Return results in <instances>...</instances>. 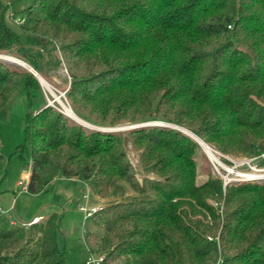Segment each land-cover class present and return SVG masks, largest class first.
Returning <instances> with one entry per match:
<instances>
[{"label":"trees","instance_id":"obj_1","mask_svg":"<svg viewBox=\"0 0 264 264\" xmlns=\"http://www.w3.org/2000/svg\"><path fill=\"white\" fill-rule=\"evenodd\" d=\"M19 1L0 0V54L37 71L38 47L56 44L81 121H163L264 167V0H29L21 33L5 20ZM20 87L23 138L0 153V182L13 158L31 164V194L57 176L80 177L99 196L122 194V181L135 191L84 218L98 264H264V182L223 185L209 171L197 185L199 146L173 127L102 132L52 106L34 111L38 80L0 60V108ZM128 143L156 178L138 184ZM58 226L56 212L27 228L0 214V264H68Z\"/></svg>","mask_w":264,"mask_h":264},{"label":"rangeland","instance_id":"obj_2","mask_svg":"<svg viewBox=\"0 0 264 264\" xmlns=\"http://www.w3.org/2000/svg\"><path fill=\"white\" fill-rule=\"evenodd\" d=\"M28 2L29 0H22L18 3H14L9 9L8 16L5 17L7 25L19 33L22 32L19 28L20 25H22L21 10L28 4ZM34 48H36V46H34ZM38 49L39 55L36 57V69L46 78L45 81H47L49 85L45 86L38 81L40 85L39 91H30L31 94H33L31 99V109L35 111L43 106V104L45 105L47 98H49L50 101H53V105L59 108L60 111L55 107L53 108L62 113L61 111L64 112L63 107L58 103L56 97H60L64 104L70 106L66 97V91L70 83V76L62 62L56 44L49 42L48 45L39 46ZM0 55L2 56V54ZM14 57L22 60L17 56ZM11 64L16 66L14 63ZM19 67L23 68L21 66ZM46 70L48 73L45 72ZM63 92L64 97L61 96ZM27 111V94L26 90L22 87L18 88L0 108V153L6 157H8L14 151L16 145L22 141L24 114ZM62 114L65 115V113ZM66 116L68 117V115ZM86 124H89L87 127H91V129L84 127L87 130L124 132L128 129L140 126H164L165 124L170 123L156 120L143 123L121 121L118 124L109 127L98 126L91 123ZM207 144L211 145L220 153V165L213 162V160L211 161L198 144L199 149L195 155V160L197 162L195 183L197 185L202 184L208 179L209 171L221 178L223 185L246 181L264 182V177L262 176L264 175V167L259 166L258 159L247 157L241 153H222L217 150L213 144ZM125 154L133 168L134 177L138 184H141L145 177L156 178L149 168L141 165L138 151H135L129 143L125 146ZM28 167L29 163L27 161L16 160L13 158L9 159L7 163L5 176L0 182V187L9 189L7 193L10 198H12V209L8 213L6 210V214L12 217H19L15 218V224H19L20 222L18 219L30 218L31 214L36 213L37 210V213L44 215L43 218L40 216L38 220L45 219L51 212L58 213L59 228L56 239L59 247L63 248L66 253L68 264H85L84 260L90 255L87 251L83 232L84 218L89 216L87 212L92 214L112 202L121 200L127 195H134L135 191L129 184L122 181L120 182L124 188L122 194L109 193L106 196H99L90 191L88 184L84 180L80 178L75 180L74 178L77 176H73L74 178H71L73 181H69L66 178H56L44 187L41 192L30 194L27 191L21 190V186H24L25 189L27 183H23V180L25 181L23 178V180H20V172L28 169ZM258 168L263 171H256ZM249 174L257 177L250 178ZM29 175L27 180H29ZM16 182L18 185H16ZM208 201L215 205V201L213 202L210 199H208ZM9 219L10 222H12L10 217Z\"/></svg>","mask_w":264,"mask_h":264},{"label":"bare ground","instance_id":"obj_3","mask_svg":"<svg viewBox=\"0 0 264 264\" xmlns=\"http://www.w3.org/2000/svg\"><path fill=\"white\" fill-rule=\"evenodd\" d=\"M0 57L2 58V59H4V60H7V61H9V62H12V63H14V64H16V65H19V66H24V67H26V68H28L29 70H32L31 68V66L29 67V66H27V64H25V62L23 61V60H20V59H18V58H16V57H14V56H9V55H0ZM33 71V70H32ZM37 76V78H38V80L40 81V83H42L43 85H45V86H47V85H49L48 84V82L47 81H45V79L41 76V75H36ZM49 87V86H48ZM56 99H57V101H58V103L63 107V110H64V113H65V115H68V116H70L71 118H73V119H75V120H77L78 122H82V124L84 125V126H86L87 127V125H89V124H86L85 122H83V121H80V119L72 112V110H71V108H70V106H68V105H66V104H64L63 102H62V100L60 99V97H56ZM191 137H193L197 142H198V144L201 146V148H202V150L206 153V155L210 158V160L212 161L213 160V162H215V163H217V164H219L220 165V160H219V152H217L211 145H209V144H207V143H205V142H203L200 138H198L195 134H193L192 132H190L189 130H187V129H184ZM256 170V169H255ZM256 171H263L262 169H260V168H258ZM262 175V174H261ZM263 177H264V175H262ZM249 177L250 178H255V177H257V176H255V175H250L249 174Z\"/></svg>","mask_w":264,"mask_h":264},{"label":"crops","instance_id":"obj_4","mask_svg":"<svg viewBox=\"0 0 264 264\" xmlns=\"http://www.w3.org/2000/svg\"><path fill=\"white\" fill-rule=\"evenodd\" d=\"M48 43L49 42H47L46 44H45V46L46 45H48ZM53 43V42H52ZM26 63V62H25ZM27 64V63H26ZM27 66H29L30 67V65L29 64H27ZM46 73H48L47 72V70L45 71ZM38 73V72H37ZM39 74V73H38ZM39 75H41V74H39ZM44 79H46L43 75H41ZM30 168H31V164L29 163V167H28V169H26V170H24V171H22V172H20V176H21V179L20 180H23V179H25V181L23 180V183L25 182V183H27L28 182V180H27V177H28V175H29V171H30ZM23 178V179H22ZM56 178H59V179H68L69 181H73L71 178H74V177H63V176H57V177H54L50 182H52L54 179H56ZM78 178H80V177H75L74 179L76 180V179H78ZM81 179V178H80ZM18 182V181H17ZM16 182V185H18V183ZM49 182V183H50ZM48 183V184H49ZM47 184V185H48ZM46 185V186H47ZM45 186V187H46ZM8 190L9 189H4V188H1L0 187V204H1V206L4 208V209H6L8 212L12 209V198H10V196L8 195ZM21 190H23V191H25V189H24V186H21ZM31 194V193H30ZM38 212V210L36 211V213H32L31 214V216H30V218H24V219H18L19 220V222L20 223H23V222H27V221H29V220H31V218H33L34 216H36V217H40L41 216V218H43L44 217V215L43 214H39V213H37ZM10 218H11V220L13 221V222H15L16 223V219L15 218H19V217H12V216H9Z\"/></svg>","mask_w":264,"mask_h":264},{"label":"built area","instance_id":"obj_5","mask_svg":"<svg viewBox=\"0 0 264 264\" xmlns=\"http://www.w3.org/2000/svg\"><path fill=\"white\" fill-rule=\"evenodd\" d=\"M21 22H23V20H24V18L21 16ZM61 96L62 97H64V92L61 94ZM65 99V98H64ZM45 106H52V107H55L54 105H53V101H50L49 100V98H47V101H46V104H45ZM55 108H57V107H55ZM59 111H60V109L59 108H57ZM62 113H64L63 111H61ZM21 183V182H20ZM8 212V211H7ZM88 213V215H90V212H87ZM0 214H6V209H4L2 206H1V204H0ZM85 214V213H84ZM39 219V217H34L33 219H31L30 221H27V222H23V223H19L20 224V226H22L23 228H27L29 225H31L32 223H35V222H37V221H39L38 220ZM12 221V220H11ZM13 222V221H12ZM11 222V223H12ZM13 223H15V222H13ZM101 259H102V257H95V256H93L92 254H90V255H88V257L85 259V264H98L100 261H101Z\"/></svg>","mask_w":264,"mask_h":264},{"label":"water","instance_id":"obj_6","mask_svg":"<svg viewBox=\"0 0 264 264\" xmlns=\"http://www.w3.org/2000/svg\"><path fill=\"white\" fill-rule=\"evenodd\" d=\"M0 59H2V58H0ZM3 61H5V62H9V61H7V60H4V59H2ZM9 63H12V62H9ZM19 66V65H18ZM21 67H23V68H25V69H27L32 75H34L35 77H36V79L38 80V78H37V76L36 75H39L38 73H37V71L34 69V68H31L32 70H29L28 68H26V67H24V66H21ZM39 81V80H38ZM70 119H72L73 121H75V122H77V123H79V124H81L83 127H86V126H84L82 123H80V122H78L77 120H75V119H73V118H71L70 116H68ZM164 125V124H163ZM164 126H170V127H173V128H176V129H178V130H180L181 132H183L184 134H186L187 136H189V137H191L184 129L185 128H182V127H179V126H177V125H174V124H165ZM86 128H90L91 129V127H86ZM191 138H193V137H191ZM194 139V138H193ZM195 140V139H194ZM196 141V140H195ZM197 142V141H196ZM198 143V142H197Z\"/></svg>","mask_w":264,"mask_h":264}]
</instances>
